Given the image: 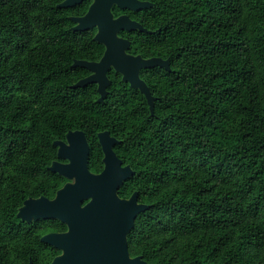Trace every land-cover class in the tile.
Here are the masks:
<instances>
[{"label":"trees","instance_id":"obj_1","mask_svg":"<svg viewBox=\"0 0 264 264\" xmlns=\"http://www.w3.org/2000/svg\"><path fill=\"white\" fill-rule=\"evenodd\" d=\"M0 0V264H25L40 229L24 199L52 198L68 179L49 169L54 140L81 129L88 167H102L97 131L119 139L134 173L118 189L149 207L128 233L131 256L152 264H264V0H146L126 31L149 67L155 97L110 74L102 101L74 59H96L95 28L70 15L91 0ZM113 73V72H112ZM58 222V221H56Z\"/></svg>","mask_w":264,"mask_h":264},{"label":"water","instance_id":"obj_2","mask_svg":"<svg viewBox=\"0 0 264 264\" xmlns=\"http://www.w3.org/2000/svg\"><path fill=\"white\" fill-rule=\"evenodd\" d=\"M82 0H62L59 7H68ZM137 10L150 7L146 0H93L87 12L71 17L75 22L73 30H85L96 26L94 39L105 45L99 61L74 60L73 65H81L92 71L88 76L77 80L72 87L97 83L102 101L106 95L109 78L106 70L113 66L122 73V80L131 87L139 88L144 94L153 114L154 99L146 83L140 79L138 70L143 67L160 66L169 69L168 59L161 57L141 58L127 55L124 49L129 41L117 36L121 29L145 28L127 15L113 17L111 6ZM65 140H54L57 157L68 161H52L49 169L68 179L55 192L53 198L44 195L28 197L23 200L16 216L30 221L32 219L56 218L67 225L63 233H50L42 237L63 249V254L53 260V264H152L140 255L131 256L128 248V233L133 227L138 212L149 207L138 201L137 191L129 197H121L118 189L134 170L122 165L112 144L116 139L108 131L98 132V140L103 151V168L92 172L87 165L89 145L81 130H69ZM83 203V201H85Z\"/></svg>","mask_w":264,"mask_h":264},{"label":"flooded vegetation","instance_id":"obj_3","mask_svg":"<svg viewBox=\"0 0 264 264\" xmlns=\"http://www.w3.org/2000/svg\"><path fill=\"white\" fill-rule=\"evenodd\" d=\"M83 1V0H82ZM81 1V2H82ZM92 1L93 0H91V2L87 5V7L84 9V10H82V11H80L78 8L75 10V14H72V15H70V19H71V17H78V16H82V15H84L86 12H87V10H88V8H89V6H90V4L92 3ZM81 2H79V3H76V4H74V5H77V4H80ZM151 3V2H150ZM152 4V3H151ZM74 5H72V6H74ZM72 6H68V7H72ZM138 10V9H137ZM137 10H131V9H128V8H120V7H118L117 5H115V4H113L112 6H111V13H112V15H113V17H117V16H119V15H127L129 18H131V19H133V20H135V21H137V22H139L136 18H134V17H132L131 15H130V12H128V11H137ZM72 20V19H71ZM73 21V20H72ZM73 25H75V22L73 21ZM140 23V22H139ZM141 24V23H140ZM72 25V26H73ZM142 25V24H141ZM91 28H95V33H96V31H97V28H96V26H93V27H90V28H88V29H91ZM137 29V28H136ZM86 30V29H85ZM133 30H135V29H133ZM137 30H140V29H137ZM126 31H132V30H125V29H121V30H119L118 32H117V36H119V37H122V38H125V39H127L128 41H129V44H128V46L124 49V51H125V53L127 54V55H131V56H133V57H135V56H139V57H141V58H150V57H160V56H158V55H151V56H143V55H141L138 51H139V47L136 45V43H132V40L128 37V36H126ZM141 31H143V30H141ZM95 33H94V35H95ZM94 35H93V40L94 41H96V42H98L100 45H102V48H101V54L99 55V57H97L96 59H85V58H81V59H74V60H86V61H99L100 60V58L102 57V55H103V53H104V51H105V45L102 43V42H99V41H97L96 39H94ZM162 58V57H161ZM162 59H168V58H162ZM73 60V61H74ZM168 61H169V59H168ZM72 65H73V63H72ZM73 66H80V67H83V68H85L86 70H87V73L84 75V76H82L81 78H84V77H86V76H88L89 74H91L92 73V71L91 70H89L88 68H86V67H84V66H81V65H73ZM151 67H160V66H158V65H156V66H151ZM162 68H164V67H162ZM147 69H149V67H143V68H140L139 70H138V75H139V77H140V79L141 80H143L145 83H146V85H147V87L149 88V90H150V92H151V89H150V87H149V85H148V83H147V81H146V79H145V73H146V71H147ZM167 70H169V69H167ZM113 72V73H112ZM110 74H115V75H117V74H119L120 75V77H121V80H122V73L121 72H119V71H117V70H115V68L111 65V66H109L108 68H107V70H106V75H107V77L109 78L110 77ZM80 78V79H81ZM123 81V80H122ZM123 82H125V83H127L129 86H130V84H129V82H127V81H123ZM91 83V82H90ZM93 83H95V82H93ZM109 84H110V78H109ZM108 84V85H109ZM108 87V86H107ZM107 87H106V90H107ZM131 87V86H130ZM132 88H134V87H132ZM96 89H97V83H96ZM135 89H138L139 90V88H135ZM140 91V90H139ZM141 92V91H140ZM107 93V92H106ZM142 93V92H141ZM99 94V93H98ZM143 94V93H142ZM152 94V93H151ZM144 95V94H143ZM145 97V96H144ZM146 99V98H145ZM155 100V99H154ZM146 105H147V107H148V109H149V105H148V103H147V101H146ZM150 111V110H149ZM74 130H77V129H74ZM78 130H81V129H78ZM105 131H108L107 129H104ZM104 130H101V131H104ZM81 131H83V130H81ZM101 131H97V141H98V143H99V140H98V132H101ZM68 132V131H67ZM66 132V133H67ZM84 132V131H83ZM109 132V131H108ZM85 133V132H84ZM109 134H110V132H109ZM66 135V134H65ZM86 136V135H85ZM110 136H112V137H114L115 139H116V141L112 144V148H113V150H114V145L116 144V143H119L120 141H119V139H117L114 135H111L110 134ZM87 138V137H86ZM57 140H63V141H66L65 140V137L64 138H62V139H57ZM87 142H88V145H89V141H88V139H87ZM99 148L101 149V152H102V156H101V161H102V158H103V151H102V148H101V144L99 143ZM114 152H115V150H114ZM89 153H90V146H89ZM116 153V152H115ZM56 155H57V146H56ZM117 155V154H116ZM118 156V155H117ZM88 157H89V154H88ZM119 157V156H118ZM120 158V157H119ZM121 159V158H120ZM55 160H57V161H59V162H61V163H66L68 160L66 159V158H64V157H57V159H55ZM54 161V160H53ZM121 161H122V165H129L128 163H124L123 162V160L121 159ZM87 165H88V161H87ZM130 166V165H129ZM131 167V166H130ZM89 168V167H88ZM102 168H103V161H102V167H101V169L99 170V171H101L102 170ZM132 168V167H131ZM133 169V168H132ZM99 171H97V172H99ZM93 172V171H92ZM68 181V180H67ZM134 192V191H133ZM132 192V193H133ZM131 193V194H132ZM130 194V195H131ZM129 195V196H130ZM128 196V197H129ZM54 197V196H53ZM52 197V198H53ZM138 199V198H137ZM86 202V200L85 201H83V203H85ZM19 218V217H18ZM21 221H24V222H26V223H28V224H30V225H33V227H34V231H37L36 229L37 228H39L40 229V231H39V235H38V241L36 242V244L35 245H32V246H30V247H27L26 248V251H29L28 253H30L29 255H28V257H27V259H26V262H25V264H53V260L56 258V257H58V256H60V255H62L63 254V249L61 248V247H57V246H55L54 244H52V243H50L49 241H45V240H43L42 239V237L43 236H45V235H47V234H50V233H63V232H65V231H67V225L64 223V222H62V221H60V220H58V219H56V218H49V219H43V218H38V219H32V220H30V221H27V220H23V219H21V218H19ZM56 221H58V222H56ZM61 264H66V263H61Z\"/></svg>","mask_w":264,"mask_h":264}]
</instances>
